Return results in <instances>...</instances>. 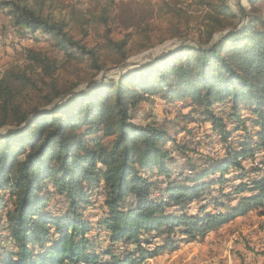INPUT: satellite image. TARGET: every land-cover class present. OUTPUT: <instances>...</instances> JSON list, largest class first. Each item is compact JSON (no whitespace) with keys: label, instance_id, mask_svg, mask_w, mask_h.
Listing matches in <instances>:
<instances>
[{"label":"trees","instance_id":"trees-1","mask_svg":"<svg viewBox=\"0 0 264 264\" xmlns=\"http://www.w3.org/2000/svg\"><path fill=\"white\" fill-rule=\"evenodd\" d=\"M31 1L0 0V10L14 27L50 36L64 64L84 62L89 77L82 88L57 87V62L28 49L27 61L52 79L48 92L27 72L12 70L0 80V264H144L252 210L264 214V160L244 165L264 152V0H249V8L237 3L235 13L227 0H201L203 42L131 67L133 33L114 39L106 15L100 41L89 47L87 30L76 37L68 21ZM150 26L135 50L153 47ZM109 68L122 72L108 78ZM152 95L190 101V114L222 142L231 133L226 119L234 131L247 132V123L255 131L229 143L221 161L192 165L172 179L179 146L167 124L132 122L133 110ZM93 195L104 214L95 223L84 215ZM205 202L218 211L207 212ZM97 236L107 242L102 251Z\"/></svg>","mask_w":264,"mask_h":264},{"label":"rangeland","instance_id":"rangeland-1","mask_svg":"<svg viewBox=\"0 0 264 264\" xmlns=\"http://www.w3.org/2000/svg\"><path fill=\"white\" fill-rule=\"evenodd\" d=\"M249 0H227L232 12H237V3L249 8ZM43 3L44 10L52 13L58 19L69 22L76 37L80 38L83 31L87 30L88 37L85 39L89 47L100 41L102 33V22L100 18L107 16V21L112 27V37L121 39L125 34H131L134 40V51L131 58L126 62L129 67L141 65L154 57L179 47L181 44L195 45L197 41H204V15L207 12L201 0H32L31 3ZM178 12L180 17H175ZM189 16L188 21L184 16ZM109 17V18H108ZM146 23H150V43L153 47L141 52L139 45L145 43L141 32ZM113 24V25H112ZM179 32L180 37L172 38ZM219 35V34H218ZM215 37V40L218 38ZM162 43V44H161ZM201 43V42H200ZM53 40L42 32H31L20 30L13 26L6 10H0V80L9 71L27 72L33 79L38 80V87L43 93L48 92L52 79L57 87H71L79 83L83 87L89 77L87 65L84 62L64 64L65 59L61 51L52 46ZM32 49L46 54L48 58L57 62V71L54 77L49 80L42 70L31 62L27 61V50ZM128 67V68H129ZM130 69V68H129ZM122 72L117 69H107L105 72L108 78H116ZM125 72V71H124ZM81 83V84H80ZM190 101L166 102L160 95H152L148 100L142 101L131 113L132 122L136 125L145 126L149 123L167 124L169 134L178 143V152L173 153L172 179L181 180L188 175L190 166H201L204 163H216L226 157V146L231 143L236 145L240 139L251 137L255 128L246 124L247 132L238 129L232 121L226 119L228 130L231 132L222 142L218 133L211 130L209 124L200 123L196 114H190L194 106ZM227 113L229 108H225ZM190 114L189 116H186ZM244 118L250 115L246 111L241 112ZM197 119L191 122L190 118ZM174 145H171L173 147ZM181 148V149H180ZM184 148L185 150H182ZM264 160V152H256L253 161L245 162L249 167L252 162L254 167ZM230 171H234L230 169ZM234 175V174H233ZM231 175L230 177H232ZM234 177V176H233ZM232 177V178H233ZM257 177V174H250L246 180ZM231 178V179H232ZM161 187L165 186V178H161ZM158 196V191H154ZM92 205L86 208L84 215L90 217L95 223L103 217L102 206L98 198L91 197ZM55 202L51 208H57ZM206 203V202H205ZM198 202L191 205L189 213H196ZM207 212L218 211L217 207L206 203ZM263 209L252 210L243 217L223 225L204 237L196 238L189 242H183L174 252L163 254L146 261L144 264H264V214ZM92 231L89 235H96ZM100 233V232H99ZM100 237H102L100 235ZM104 250L107 242L99 239Z\"/></svg>","mask_w":264,"mask_h":264},{"label":"bare ground","instance_id":"bare-ground-1","mask_svg":"<svg viewBox=\"0 0 264 264\" xmlns=\"http://www.w3.org/2000/svg\"><path fill=\"white\" fill-rule=\"evenodd\" d=\"M77 264H83V263H77Z\"/></svg>","mask_w":264,"mask_h":264}]
</instances>
